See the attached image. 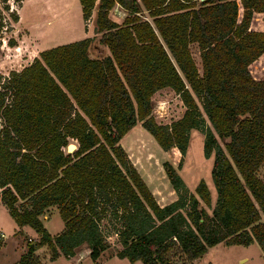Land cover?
<instances>
[{
	"label": "trees",
	"instance_id": "obj_1",
	"mask_svg": "<svg viewBox=\"0 0 264 264\" xmlns=\"http://www.w3.org/2000/svg\"><path fill=\"white\" fill-rule=\"evenodd\" d=\"M8 1L0 0V42ZM79 2L84 20L97 4L95 31L109 54L92 56L94 36L84 37L0 73V200L19 226L40 235L15 264H41L43 246L50 260L72 257L82 244L98 264L107 218L120 243L115 256L132 263L194 260L220 242L256 241L264 252V0ZM115 3L128 10L122 23L109 16ZM165 87L185 107L170 123L152 114L153 95ZM138 123L163 151L177 149L180 161L191 131H202L204 155H213L211 215L200 206L211 205L207 182L190 191L181 162L163 161L177 197L157 201L121 144ZM51 206L64 222L54 235L40 217Z\"/></svg>",
	"mask_w": 264,
	"mask_h": 264
},
{
	"label": "rangeland",
	"instance_id": "obj_2",
	"mask_svg": "<svg viewBox=\"0 0 264 264\" xmlns=\"http://www.w3.org/2000/svg\"><path fill=\"white\" fill-rule=\"evenodd\" d=\"M8 2L9 9L4 10L6 26L3 28L0 42V71L3 72L4 76L8 75L11 67L15 63H19L18 60L22 58L20 50L7 44L9 39L16 41L14 37H20L19 40L25 46L32 45L37 50L47 45V42H42V38H48L51 42L49 44H62L63 42L84 37L85 35L83 34L91 29L90 35L94 36V40L90 54L92 56L109 54L108 48L99 42L100 33L95 31L97 4L93 8L89 19L84 20L79 0H9ZM12 11L18 13L19 18L22 14V20L17 27L13 26L17 24V21H13L10 16ZM51 12L52 16L47 18ZM140 14L143 18L152 21L147 10L142 8ZM127 15L128 10L119 3H115L109 10V16L119 23H122ZM22 36L28 37V40H24L21 38ZM61 37L65 41H55ZM190 49L201 73L202 63L198 45L191 43ZM152 99V114L160 123H170L179 118L184 112L185 107L180 96L170 87L156 91ZM121 144L150 189L153 190L154 196L161 205L177 197L164 168H162L163 161L170 160L174 165L181 162L178 172L190 191H195L201 179L207 182L211 195V205L207 206L201 201L200 206L204 207L209 215L212 214V209L216 202V189L211 177L213 155L209 158H206L204 155V134L202 131L199 129L191 131L188 149L181 161V154L177 149L163 151L156 140L140 123L122 138ZM258 175L264 178V164L258 169ZM151 177L153 183L149 181ZM47 215L50 217L43 218L45 227L51 233H57L64 226L58 208H49L45 212L44 217ZM11 219L8 208L3 202H0V230L6 235L11 232ZM261 220L264 221V216H262ZM114 224V220L109 218L104 219L102 222L108 246L101 253L98 264H134L127 258L115 256L116 250L120 248V243L113 232ZM28 229L34 232V229L30 226H28ZM26 239L29 240V236ZM89 252L90 249L87 244H82L77 248L76 253L72 257L61 255L55 260H50V250L47 246L38 249L41 264H95ZM16 255L17 251H10L9 254L2 257L3 263L1 264H10ZM173 261V264H264V252L256 241H253L249 245H225L223 242H220L209 247L197 259L188 260L184 256L178 255Z\"/></svg>",
	"mask_w": 264,
	"mask_h": 264
},
{
	"label": "crops",
	"instance_id": "obj_3",
	"mask_svg": "<svg viewBox=\"0 0 264 264\" xmlns=\"http://www.w3.org/2000/svg\"><path fill=\"white\" fill-rule=\"evenodd\" d=\"M51 3L53 4L52 1H51ZM49 14H50V16H48L47 18H50L52 16V12L49 13ZM20 18L17 21V24H14L13 26H15V27L18 26V24L22 20V14L20 15ZM50 25H52V24H50ZM90 31H91V29H89L85 34H83V35H85L84 37H92L90 35ZM47 36H48V34H47ZM84 37H81V38H84ZM14 38L16 39V44L13 45V47L18 49V50H20L19 52H21L22 58H21V60H18L19 63H15L11 67V70H21L23 67H25L26 65L31 63L33 61V59L39 55V52L41 50L58 45V44H49L51 42H50V40L48 38H46V39L42 38V42H47V45L45 47H42V48L36 50V49H34V47L32 45L25 46L21 42V40H19L20 37H14ZM21 38H23L24 40H28V37H26V36H22ZM81 38H78V39H81ZM75 40H77V39H75ZM55 41H65V40L63 39V37H61V38H58V40L56 39ZM70 41H73V40H70ZM70 41H68V42H70ZM54 43H58V42H54ZM63 43H66V42H63ZM7 44L10 45L8 42H7ZM24 48H26V49H24ZM0 73L3 74L2 71H0ZM0 202H2V201L0 200ZM52 207L55 208L56 206H51L49 208H52ZM44 214H42L40 216L42 221H43V218H47V217L49 218L50 217L48 215L46 217H44ZM11 218H12L11 219L12 223H11V227H10V229H11L10 230L11 231L10 234L6 235L2 230H0V264L3 263V258L2 257H4L6 254H9L10 251H17L16 257L10 263V264H15L22 257V255L27 251V241H28L26 239L27 236H29V240H32V239L33 240H37L40 237L39 233H37L35 230L33 232L30 229H28V225L19 226L15 222V220L13 219L12 216H11ZM63 227H62V229H63ZM62 229H60L58 232H60ZM1 233H3V236H1ZM51 234L54 235L56 233H51ZM36 253L38 254V249H37ZM134 264H142V263H141V261L138 260V261L134 262Z\"/></svg>",
	"mask_w": 264,
	"mask_h": 264
},
{
	"label": "water",
	"instance_id": "obj_4",
	"mask_svg": "<svg viewBox=\"0 0 264 264\" xmlns=\"http://www.w3.org/2000/svg\"><path fill=\"white\" fill-rule=\"evenodd\" d=\"M75 148V145L73 144V143H70L69 145H68V149L69 150H72V149H74Z\"/></svg>",
	"mask_w": 264,
	"mask_h": 264
},
{
	"label": "built area",
	"instance_id": "obj_5",
	"mask_svg": "<svg viewBox=\"0 0 264 264\" xmlns=\"http://www.w3.org/2000/svg\"><path fill=\"white\" fill-rule=\"evenodd\" d=\"M1 236H3V233H1Z\"/></svg>",
	"mask_w": 264,
	"mask_h": 264
}]
</instances>
